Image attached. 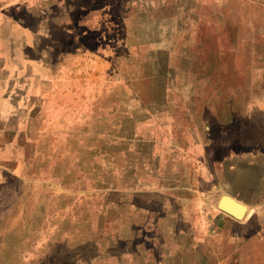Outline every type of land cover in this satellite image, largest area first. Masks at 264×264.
I'll use <instances>...</instances> for the list:
<instances>
[{
	"label": "crops",
	"instance_id": "obj_1",
	"mask_svg": "<svg viewBox=\"0 0 264 264\" xmlns=\"http://www.w3.org/2000/svg\"><path fill=\"white\" fill-rule=\"evenodd\" d=\"M131 6L132 84L120 82L119 50L113 86L85 68L64 90L51 45L21 68L0 55V251L26 264H222L225 241L235 256L239 241L264 244V68L260 80L240 70L248 37L220 49L234 80L209 104L188 79L205 75L199 47L176 58L185 36L166 37L152 17L170 3ZM222 195L246 205L241 219L217 207Z\"/></svg>",
	"mask_w": 264,
	"mask_h": 264
},
{
	"label": "rangeland",
	"instance_id": "obj_2",
	"mask_svg": "<svg viewBox=\"0 0 264 264\" xmlns=\"http://www.w3.org/2000/svg\"><path fill=\"white\" fill-rule=\"evenodd\" d=\"M57 1L0 0V8L7 7V17L5 13L3 18L0 17V55L4 58L1 66L8 64L5 59L9 57L15 67L21 68L25 58L32 60L30 57L37 55L34 50H46L51 45L49 49L57 56L55 62L62 70L61 83L56 82L55 86L60 84L62 90L68 89L69 75L74 76L77 72L81 74L85 68L89 74L94 68L90 75L93 83L104 82L110 88L114 84L113 77L106 74L118 68V62L111 59L115 50H119L120 55L126 58L121 61L120 68L123 67L125 77L120 82L126 81L128 85L134 83L136 78L131 77L130 73L136 62L129 58L128 48L131 47L126 44L129 39L127 37H136L137 34L127 30L123 24L127 16L131 15L129 11L132 10V0H60V7L54 13L53 5L57 6ZM165 3H170L171 9H158L152 17L155 16L161 26L166 24V37L185 36L182 44L174 46L177 49L176 58L181 59V50L190 45L192 58L195 48L199 47L201 56L206 60L205 75L197 78L190 73L188 79L192 89L196 87L194 90L206 92L209 104L220 99L219 93H214V96V90L229 87L234 80L231 78V62L220 61L219 53L221 48L223 55L238 51V39L248 37L249 40L240 49L242 52L248 46L247 54L238 60L239 69L244 71L246 67L252 70L255 80H260L264 68V0H155V5ZM199 37L203 42L197 46L195 38ZM37 41L40 46L34 44ZM251 57L254 61L252 67H249L245 59ZM162 58L166 60V55ZM85 59L92 65L91 69L87 67ZM100 70H105L102 80L97 77ZM192 89L191 94L194 95ZM260 128L255 127L254 133L260 131ZM240 130L243 131L242 128ZM5 241L6 238L0 235V249L6 248ZM232 246L235 247V244ZM229 247L227 241L222 244V264H230V261L234 264L235 260L236 264H264V253L261 251L264 244L259 240L239 241L236 256L229 252ZM30 255L37 256L38 253L32 252ZM0 264H26V261L21 252L8 254L0 251Z\"/></svg>",
	"mask_w": 264,
	"mask_h": 264
},
{
	"label": "water",
	"instance_id": "obj_3",
	"mask_svg": "<svg viewBox=\"0 0 264 264\" xmlns=\"http://www.w3.org/2000/svg\"><path fill=\"white\" fill-rule=\"evenodd\" d=\"M217 207L236 219H241L247 209L245 204L227 195L220 197Z\"/></svg>",
	"mask_w": 264,
	"mask_h": 264
},
{
	"label": "bare ground",
	"instance_id": "obj_4",
	"mask_svg": "<svg viewBox=\"0 0 264 264\" xmlns=\"http://www.w3.org/2000/svg\"><path fill=\"white\" fill-rule=\"evenodd\" d=\"M169 9H171V8H169ZM148 59V58H147ZM155 79V78H154ZM153 80V79H152Z\"/></svg>",
	"mask_w": 264,
	"mask_h": 264
}]
</instances>
